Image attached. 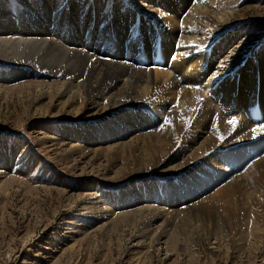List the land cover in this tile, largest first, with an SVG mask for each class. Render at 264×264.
<instances>
[{"label":"bare ground","instance_id":"1","mask_svg":"<svg viewBox=\"0 0 264 264\" xmlns=\"http://www.w3.org/2000/svg\"><path fill=\"white\" fill-rule=\"evenodd\" d=\"M19 1L0 7L4 104L15 95L42 116L67 111L49 141L70 170L89 168L97 183L130 174L122 201L89 189L82 225L121 219L145 238L160 221L154 235L165 241L179 218L201 229L219 217L232 241L249 227L264 243V121L247 111L264 112V56L228 23L242 0H123L108 15L103 0ZM154 44L167 56L152 65Z\"/></svg>","mask_w":264,"mask_h":264},{"label":"rangeland","instance_id":"2","mask_svg":"<svg viewBox=\"0 0 264 264\" xmlns=\"http://www.w3.org/2000/svg\"><path fill=\"white\" fill-rule=\"evenodd\" d=\"M69 1L53 0V9L67 8ZM122 1L103 0L99 12L124 11ZM20 4L19 0H0V7L9 11H17ZM235 9L240 10L228 23H236L241 33L248 32L246 39L254 45L251 51L257 52L260 46L257 53L264 56V0H242ZM39 74L35 71V77L20 81L36 79ZM28 102L14 95L6 98L5 105L0 94V162L8 164L0 165V264H264L260 232L243 228L232 241L227 231L217 230L219 217H210V225L201 229L197 224V229L182 224L178 217L179 221L167 225L165 241L154 235L153 228L160 221L145 238L137 235L135 224L121 219L109 226L103 221L82 225L77 214L88 213L89 208L83 206L89 205V189L101 196L108 192L122 201L121 189L130 174L106 176L97 183L89 168L84 173L70 170L49 139L56 137L57 118L72 119L71 115L64 111L42 116V105L26 110ZM6 151L13 156L9 161ZM152 172L142 177L169 179ZM242 231L250 236L243 242L239 240Z\"/></svg>","mask_w":264,"mask_h":264},{"label":"snow or ice","instance_id":"3","mask_svg":"<svg viewBox=\"0 0 264 264\" xmlns=\"http://www.w3.org/2000/svg\"><path fill=\"white\" fill-rule=\"evenodd\" d=\"M230 123H233V121H230Z\"/></svg>","mask_w":264,"mask_h":264}]
</instances>
